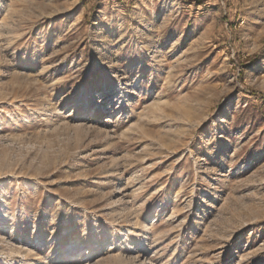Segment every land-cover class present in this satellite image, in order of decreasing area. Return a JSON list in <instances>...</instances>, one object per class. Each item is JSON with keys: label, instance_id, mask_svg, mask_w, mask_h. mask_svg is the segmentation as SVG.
Instances as JSON below:
<instances>
[{"label": "rangeland", "instance_id": "rangeland-1", "mask_svg": "<svg viewBox=\"0 0 264 264\" xmlns=\"http://www.w3.org/2000/svg\"><path fill=\"white\" fill-rule=\"evenodd\" d=\"M0 264H264V0H0Z\"/></svg>", "mask_w": 264, "mask_h": 264}, {"label": "trees", "instance_id": "trees-1", "mask_svg": "<svg viewBox=\"0 0 264 264\" xmlns=\"http://www.w3.org/2000/svg\"><path fill=\"white\" fill-rule=\"evenodd\" d=\"M208 0H183V2L185 4H191V5H194V7L196 8H199L203 5H205V3L207 2ZM211 1V0H210ZM248 93H250V95H254V92L253 90H248Z\"/></svg>", "mask_w": 264, "mask_h": 264}, {"label": "bare ground", "instance_id": "bare-ground-1", "mask_svg": "<svg viewBox=\"0 0 264 264\" xmlns=\"http://www.w3.org/2000/svg\"><path fill=\"white\" fill-rule=\"evenodd\" d=\"M107 98V97H106Z\"/></svg>", "mask_w": 264, "mask_h": 264}]
</instances>
